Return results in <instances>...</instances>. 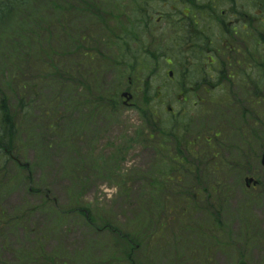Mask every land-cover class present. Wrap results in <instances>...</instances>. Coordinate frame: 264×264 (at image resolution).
<instances>
[{"label":"rangeland","instance_id":"374dc122","mask_svg":"<svg viewBox=\"0 0 264 264\" xmlns=\"http://www.w3.org/2000/svg\"><path fill=\"white\" fill-rule=\"evenodd\" d=\"M240 2L244 3V0ZM227 7V3L220 4L219 10ZM254 8L256 16L264 15L256 5ZM47 21L54 22L50 33L53 41L46 47L40 38L36 39L31 44L32 53L27 52L26 59L20 48L16 54L13 49L12 57V43L8 38L12 28L9 22L0 25V104L7 99L20 132V145L25 147L19 160L28 164L32 172L28 176L19 170L15 161L0 158V163L8 167L2 182L10 185L7 194L0 198V211L7 216L6 221L0 219V264H264V168L259 166L264 150L258 144L264 142V125L258 122L256 112L260 111L264 122V110L258 109L261 104L253 103V84L247 91L246 87L239 91L237 85H228V95L218 86L212 93H207L202 85L194 86L195 83L189 80L186 84L181 77L172 82L168 73L174 69L161 63L150 88L154 92L159 89L163 94H171L158 103L159 120H162L160 129L168 131L171 128L168 108L172 107L176 117H187L186 140L200 136L195 140L199 150L205 147L200 145L204 143L202 141L218 140L214 139V134L221 132L218 134L222 148H211V153L219 152L222 156L217 161L218 173H210L209 182L205 181L203 186L207 190L216 182L229 193L224 194L222 200L211 190L203 193L196 187L201 183L200 179L195 182L192 177L196 175L186 173L184 182L189 187L188 193L195 194V199H182L187 187L180 186L183 182L178 183L175 179L153 202L147 175L160 152L148 139L153 128L145 129V125L139 123V114L134 107L122 105L117 111L105 107L91 113L85 102L90 99L91 74H99V85L103 89L117 81L115 68L105 70L102 59L103 55L111 64L116 54L102 47L100 60L90 63V59L83 57L66 38L77 36L80 31L94 32L91 18L83 20L81 25L68 22L66 25L70 28L60 26L50 16ZM102 34L106 36V33L98 35ZM13 36L16 47L19 42L14 31ZM201 46V53L192 51L193 58L201 61H195L194 67L188 70L197 78L199 73L206 75L203 61H209L208 55H213L209 54L206 42ZM82 47L89 51L90 41ZM258 52L264 53L263 50ZM186 53L169 54L173 59L178 58L176 74L184 71L182 66L186 60L182 61L184 56L181 54ZM46 55L53 56V63ZM15 61L23 66L18 68ZM261 62L256 53L250 71L255 68L253 82L264 86V71L258 67ZM138 73L144 79L146 72ZM125 76V83L114 95L126 91L129 76ZM71 79L83 85L87 82L83 88L77 85L80 90L76 92L69 84ZM217 82L218 78L213 80L214 84ZM130 92L134 96L133 104L138 105L137 109L142 108L143 85L136 83ZM260 92L259 96L264 99V87ZM20 102L25 106L23 110L17 108ZM236 107L241 113L246 111L242 108L248 109L240 123L238 120L233 122L228 115V109ZM222 111L226 112L224 117L219 115ZM49 123L56 124L50 129ZM179 124L184 127V120ZM234 124L239 125L238 129L223 143V136H230ZM249 124L260 137H244L245 126ZM138 133L145 136L140 138ZM153 136H161L160 131ZM248 145L253 146L250 152L254 160L259 156L258 164L252 156L247 157ZM239 159L243 161L242 177L237 173H222ZM187 161L188 164L192 162L190 158ZM208 166H214L211 157ZM246 177H254L261 185L255 190L247 189ZM77 208L90 211L94 227L74 212ZM217 215L219 225L215 222ZM16 218H22L23 223L18 226L14 222ZM103 225L110 226L103 228ZM121 234L140 235L134 240L136 251L126 254L130 248ZM130 247L134 248L133 244Z\"/></svg>","mask_w":264,"mask_h":264},{"label":"trees","instance_id":"16d2710c","mask_svg":"<svg viewBox=\"0 0 264 264\" xmlns=\"http://www.w3.org/2000/svg\"><path fill=\"white\" fill-rule=\"evenodd\" d=\"M100 15L99 11H96ZM52 13V14H51ZM51 14V15H50ZM48 16L52 18V20L56 19L60 26L62 24V27L70 28V26H67L66 24L68 22L72 24H82L83 20L90 18V0H0V25H3L4 22L11 23L15 21L14 26V35L15 38L18 40L19 45L14 47V40H13V32L9 35L10 43H12V48L14 49V53H17V50L20 48V52L23 55V59H26L27 52H31V44L36 39H41L42 42H45L49 45V42L53 41L51 39V28L54 25V22L50 24V22L47 21ZM87 30V29H86ZM79 37V38H76ZM66 38L70 39V41L78 48L83 49L82 45L83 43H86L87 41H90V34L80 31L77 36L70 35L66 36ZM257 40H260L264 43V31L258 32L255 36ZM42 45V44H41ZM47 56V55H46ZM84 57L87 59H90V63L95 61L94 59L90 58V50L86 53H84ZM17 58V55H16ZM49 59L48 61L53 62V56H47ZM261 60L263 61L258 65L263 71H264V54L261 56ZM240 67L243 66L239 62L237 63ZM22 65H18L17 67L20 68ZM56 74V73H55ZM52 75V74H51ZM50 75V77H51ZM224 77V76H223ZM99 74L93 73L90 75V85L94 84V91H91L90 88V99L85 100L86 103L91 108V113H94L97 110H103L105 107H109L114 111H117L118 105L116 100H112L111 97L108 98L106 96V92H103L102 86L98 85L97 82H99ZM87 82V80H86ZM85 82V84H86ZM69 84L76 92H78V86L84 87L80 81H77L75 79L69 80ZM78 85V86H77ZM254 89V95L255 100L254 104L259 105L261 104L259 108H263L264 110V99L263 97L259 96V92L261 91V88L264 86H261L259 82H254L252 85ZM248 89L245 88V91ZM70 93V92H69ZM262 92H260L261 95ZM84 99H86L84 97ZM261 102V103H260ZM228 106H231V104H228ZM78 107V106H76ZM19 110H23L25 108L24 104L20 102L19 106H17ZM244 110H248L247 108H242ZM11 109L9 108L7 104V99H4L3 102L0 104V151L2 149H7L10 145H14V152L17 157H20L22 152L24 151L23 145H20V139H19V131L17 129V123L14 118V114L12 115L9 111ZM246 111H243L242 113L238 111V108L228 109V115L230 119L235 122L236 120L239 121L240 119L245 117ZM146 112L148 116H153L152 113L146 109ZM257 112V120L262 125H264V122L262 120L263 115L259 114V110ZM225 111H222L219 115L220 117H224ZM235 118V119H234ZM49 123L50 129L53 128V125ZM154 124H152V127ZM179 124L178 122L175 125H172L170 129L167 130H161L157 128V126H154L152 129L153 133L148 135V139L153 142V147L157 150H160L159 152V159L156 160V163L152 167L151 173L149 176L147 175V181H150V188L152 189L153 193L151 194V198L153 202H156L157 199L160 196V193L167 189V185L171 181L177 180V182H183V187H187L184 190L178 187V189H181L185 192V194L182 195V199H185L188 201L190 197L192 199H195V194L188 193L189 187L184 182V174L189 173L191 175H196L194 178L195 182H198V179H200V184L197 185L198 190H202L201 192L209 191L219 199H223L224 194H228L229 192L226 191L224 187L220 186L218 183L215 182V186L208 187L207 190L204 189L203 184L205 181H208L209 174L218 173V167H217V161L218 159H222V156L219 155V152L217 154L211 153L212 149L222 148V144L220 141L221 135L218 133L221 132H215L214 139L218 140H212V139H205L203 144L205 145L203 150H199L198 146L195 144V140L199 139L200 136H196L195 140L188 141L186 140V137H184V134L187 133L189 130H186L187 127H185L184 131H179ZM239 125L234 124L231 128V131L229 132L228 136H223L224 140L223 143H226L231 136H233V132L238 129ZM246 131L244 134V137L246 135L254 136V137H260L258 132L249 124L248 126H245ZM160 131L161 136L154 137L153 134H155L156 131ZM162 131V132H161ZM222 134V133H221ZM138 137H143L142 134L138 133ZM3 143V145H1ZM174 145H170V144ZM20 146H19V145ZM261 146H263L261 149L264 150V142L258 143ZM2 146V147H1ZM253 146L248 145V156L253 157V161L255 164H258L259 156L257 155L254 160V155L250 152ZM175 149L171 152V149ZM219 150V149H218ZM163 151V152H161ZM209 151V152H208ZM220 151V150H219ZM212 158L214 160V166L209 167L208 166V159ZM190 158L192 162L189 164L187 163V159ZM197 161V162H196ZM243 161L242 159H239L236 164L233 163L232 166H228L227 168H224L222 170V173L224 175H229L231 173H237L241 177L243 176L242 167ZM19 170H24L26 172V175L31 174V169L28 168L26 165H18L17 166ZM3 174H5V170L0 171V196L2 193L9 187L8 185L2 184ZM194 175V176H195ZM208 175V176H206ZM27 178L29 179V177ZM206 176V177H205ZM240 178L239 176H237ZM23 178H26V176H23ZM31 181V180H28ZM192 189V188H190ZM160 191L157 196L156 192ZM211 190V191H210ZM222 190V191H221ZM222 194V195H221ZM155 197V198H154ZM154 199V200H153ZM193 201V200H192ZM157 209L160 208L159 206L156 207ZM86 219H89L91 222V218L87 216V212L82 213ZM17 223H20L21 219H16ZM93 223V222H92ZM124 239H128L127 244L131 245L133 244L136 238H138L140 235H128V234H121ZM134 248H130L128 251L132 253ZM127 250V249H126ZM126 251V253L128 252Z\"/></svg>","mask_w":264,"mask_h":264},{"label":"flooded vegetation","instance_id":"af4514ba","mask_svg":"<svg viewBox=\"0 0 264 264\" xmlns=\"http://www.w3.org/2000/svg\"><path fill=\"white\" fill-rule=\"evenodd\" d=\"M255 1L264 0H121L119 23L125 46L153 53L200 50L208 40L209 52L253 46ZM225 2L227 9L217 4ZM215 37L211 40L206 33ZM217 32V35L214 34ZM215 63L216 59L212 58ZM172 65V61L168 62Z\"/></svg>","mask_w":264,"mask_h":264},{"label":"water","instance_id":"95a60500","mask_svg":"<svg viewBox=\"0 0 264 264\" xmlns=\"http://www.w3.org/2000/svg\"><path fill=\"white\" fill-rule=\"evenodd\" d=\"M262 164L264 166V156H263V159H262ZM246 182H247V186L248 187H250L252 183L257 184V182H255L254 179H252V178L246 179Z\"/></svg>","mask_w":264,"mask_h":264}]
</instances>
